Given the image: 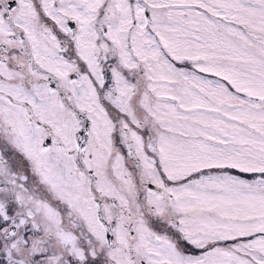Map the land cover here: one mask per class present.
I'll use <instances>...</instances> for the list:
<instances>
[{
    "label": "rangeland",
    "instance_id": "obj_1",
    "mask_svg": "<svg viewBox=\"0 0 264 264\" xmlns=\"http://www.w3.org/2000/svg\"><path fill=\"white\" fill-rule=\"evenodd\" d=\"M8 1L0 264H264V0Z\"/></svg>",
    "mask_w": 264,
    "mask_h": 264
},
{
    "label": "trees",
    "instance_id": "obj_2",
    "mask_svg": "<svg viewBox=\"0 0 264 264\" xmlns=\"http://www.w3.org/2000/svg\"><path fill=\"white\" fill-rule=\"evenodd\" d=\"M23 32H21V37L23 38V44L21 45L20 47V51L22 52V54H24L28 59H30L32 62V66H34L35 69H39L41 68V65L32 57L31 53H30V46L27 42V39L26 37L22 34ZM42 71H44L45 73H47V75H49L50 78H53V81L51 82L52 84H54L52 87H58L60 86L59 84V79L57 77V75L48 70V69H44L42 68ZM60 97H64V94H62V92H60ZM75 112L78 114L79 118H80V123L82 125V131L85 130L86 128V123H87V120H86V116L84 113H82L80 110H78L76 107L74 108ZM78 140H79V145H82L83 144V135L79 134L78 136ZM221 169V167H218ZM219 169V170H220ZM232 171L235 173V174H239V175H243V176H249V178H260L261 176H264V173H261L259 171H255V172H251V173H244V172H240L238 169H235V168H231ZM242 171V170H241ZM264 178V177H262ZM118 210H115V212H117ZM116 226V223H111V225H109V236L112 237V230L114 229V227Z\"/></svg>",
    "mask_w": 264,
    "mask_h": 264
},
{
    "label": "flooded vegetation",
    "instance_id": "obj_3",
    "mask_svg": "<svg viewBox=\"0 0 264 264\" xmlns=\"http://www.w3.org/2000/svg\"><path fill=\"white\" fill-rule=\"evenodd\" d=\"M16 3H17V0H9L8 1V9L10 10V9H12V7L14 6V5H16ZM132 7H133V11H134V3L132 2ZM135 12V11H134ZM136 21H135V19H134V21H133V26L132 27H134L135 26V23ZM69 25L71 26V25H74V23H72V22H70L69 23ZM25 37H26V39H27V36L25 35ZM27 42H28V44H29V46H30V53H31V55H32V52H31V45H30V42H29V40L27 39ZM23 44V43H22ZM20 47L21 46H19L18 47V50L20 51ZM20 53H22L21 51H20ZM24 55V54H23ZM32 57L35 59V57L32 55ZM27 58V57H26ZM37 62H38V60L37 59H35ZM39 63V62H38ZM40 64V63H39ZM50 71H52V70H50ZM52 72H54V71H52ZM55 73V72H54ZM56 74V73H55ZM57 75V74H56ZM36 79V78H35ZM39 79V78H38ZM38 79H36L35 81H31L30 83H32V84H34L33 85V87L35 86V83H37L38 82ZM44 78L42 77L41 79H39V81H41V80H43ZM34 82V83H33ZM32 84H30V86H32ZM59 84H60V86H56L57 88H55V89H59V95L61 94L60 92H62V94H64V87H63V85H61V82H59ZM52 87V86H51ZM54 88V87H53ZM82 132V131H81ZM83 138L85 139V135H83ZM77 141H78V147H82L83 145H84V140H83V144L82 145H79V140H78V138H77ZM79 160V159H78ZM4 183H8L9 185H10V181L8 180V181H3ZM12 196V195H11ZM114 214H116V212L114 211ZM102 219H104V217L102 218ZM104 221H107V223H106V225H107V231H108V233H107V235H108V237H109V225H111V222L109 221V219L108 220H106V219H104ZM117 221V220H116ZM115 222V221H114ZM116 225H117V223H116ZM116 229V226L114 227V229L112 230V231H114Z\"/></svg>",
    "mask_w": 264,
    "mask_h": 264
}]
</instances>
